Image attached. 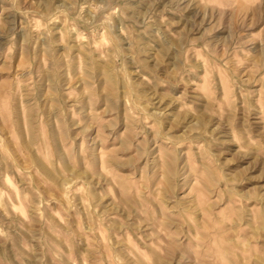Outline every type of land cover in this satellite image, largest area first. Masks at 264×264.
<instances>
[{
	"label": "rangeland",
	"instance_id": "rangeland-1",
	"mask_svg": "<svg viewBox=\"0 0 264 264\" xmlns=\"http://www.w3.org/2000/svg\"><path fill=\"white\" fill-rule=\"evenodd\" d=\"M0 264H264V0H0Z\"/></svg>",
	"mask_w": 264,
	"mask_h": 264
}]
</instances>
